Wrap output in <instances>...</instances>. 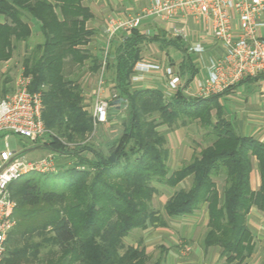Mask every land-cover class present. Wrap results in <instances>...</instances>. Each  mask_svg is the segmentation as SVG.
<instances>
[{"label": "trees", "instance_id": "16d2710c", "mask_svg": "<svg viewBox=\"0 0 264 264\" xmlns=\"http://www.w3.org/2000/svg\"><path fill=\"white\" fill-rule=\"evenodd\" d=\"M86 1L0 0V63L11 60L17 44H27L32 34L28 23L34 20L43 41L27 46L22 66L31 77L30 90L42 93V120L55 134L43 147L75 157L77 164L55 174H29L9 185L16 226L8 234L12 248L6 249L4 264L32 263L42 252L44 264H161V257L150 263L142 242L126 246L125 239L133 230L165 228L168 219L189 216L203 205V247L219 248L226 263H242L255 249L248 214L252 207L264 210V144L240 136L225 117L219 99L232 86L206 98L181 90L166 97L159 90L131 88L145 42L131 31L118 45L114 61L106 62L118 93L110 105L124 100L128 113L120 136L104 152L88 140L91 114L80 85L64 73L66 63L81 67L88 61L92 74L101 65L99 56L83 49L93 35L86 27L92 18ZM167 45L187 57V85L194 76L188 49L176 41ZM2 74L0 98L12 91L7 73ZM191 123L203 131L207 145L171 171L166 133ZM254 160L260 179L255 192L250 187ZM189 179L187 188L177 189ZM160 187L174 189L162 212L152 206Z\"/></svg>", "mask_w": 264, "mask_h": 264}, {"label": "crops", "instance_id": "0c3cea01", "mask_svg": "<svg viewBox=\"0 0 264 264\" xmlns=\"http://www.w3.org/2000/svg\"><path fill=\"white\" fill-rule=\"evenodd\" d=\"M152 1L153 0H87L86 5L92 14V18L86 22V27L93 31V35L88 39L83 49L93 57L103 56L108 57V60L111 62L114 61V57H116V49L122 40L116 36L106 48V31L109 22L112 19H126L128 17L137 16L147 9ZM2 22H4V18L0 16V23ZM28 24L32 31L31 37L36 35L42 41L43 38L39 32L38 24L34 20L29 21ZM135 30L145 41L141 46L140 60L149 62L152 65V70L149 73L144 74L141 82L133 83L130 81L131 88L155 89L161 91L164 95H166V93H171V96L178 90H181L187 96L200 98L218 95L223 92L210 90L202 93L198 89L199 84H205L208 77V68L213 63H216L223 58L221 57L224 51L223 47L220 42L213 38L211 23L208 20L196 21L195 19L183 16L171 18L149 16L142 19ZM259 35L264 38V28L259 30ZM173 41H176L183 49L195 46H200L203 49V52L199 55L189 53V60L192 64V69H194V76L187 85L186 81L189 67H187V69L184 67V65L188 66L186 60L187 57H185L183 52L179 49L174 48L172 45H167ZM148 47H152V53L147 51ZM101 51L103 52L101 53ZM167 68H170L173 73L180 78L181 84L176 91H170L168 88V77L165 74ZM108 72L111 73L110 70H104V74ZM113 78L114 75L111 73L109 82L106 78L104 80L103 98L109 101V103H112L113 100L111 99V95L109 97L108 92H106V83L109 85L111 84L110 87L114 88ZM95 82L97 85L98 80ZM83 88L84 95L90 98V101H88V105L85 106V108L88 112H91L96 86L93 91L88 90L85 86ZM115 92L117 91L115 90ZM123 101L124 100H119L118 103L110 105L109 109L113 107L115 108ZM219 101L224 108L225 117L234 123L236 131L240 136L252 137L258 142L264 144V74L247 77L232 85L231 89L222 95ZM115 110L120 112L119 109ZM112 117L113 116L110 113V120ZM118 117L123 120L120 115ZM126 117L124 119H126ZM121 119H118V121ZM118 123L121 126L123 124L121 121ZM104 125L98 126L94 134L90 137V140H95V144L97 139L95 136L98 135V130H106ZM124 126L125 124L122 126V130L124 129ZM105 144V139L102 137V146L105 147ZM96 145H98V143ZM192 155L193 150L191 149L185 151L184 157H178L176 155L174 160L178 159V162L180 161V163L186 160L189 161ZM69 157L76 161L75 157ZM87 157H91V155L87 154ZM69 161L70 160H66V162H62L61 164L63 165ZM180 163H177L172 171L179 170L182 167V164ZM259 185L260 179L257 172L256 161L254 160L253 169L250 175L251 190L254 192L257 191ZM163 188L165 191L170 190L168 187ZM177 189H180V185L177 186ZM171 190L173 193L174 189ZM161 195H163L162 191H160V196ZM165 202L161 204V207L159 208L160 212H162ZM199 211H201L200 215L203 214V221L205 224V230L200 242H198V237H196L197 233L195 232L199 222L197 217ZM206 222L207 212L205 205H203L199 210L189 216L168 219V226L165 228L149 227L145 230H139L138 233H135L136 240L131 242L127 241L125 244L126 246H136L138 242H142L149 257L151 254H157V251L159 252L157 254L158 257L154 262L161 257V264H264V225H262L264 224V210L252 207L248 214L247 224L254 236L255 249L253 254L242 263H226L224 258L221 257L219 248L203 247V238L207 232ZM170 233L180 237L179 240L184 244L189 245V247L185 250H180L178 248H171L170 245H166L161 236L170 237ZM173 237H170L172 241L175 239ZM129 238L132 237L129 235L125 240H128ZM162 249L165 250L163 254Z\"/></svg>", "mask_w": 264, "mask_h": 264}, {"label": "built area", "instance_id": "2783aa9c", "mask_svg": "<svg viewBox=\"0 0 264 264\" xmlns=\"http://www.w3.org/2000/svg\"><path fill=\"white\" fill-rule=\"evenodd\" d=\"M149 16H183L211 23L213 38L223 47V58L208 68L205 84L198 85L200 92H222L247 77L264 74V38L259 35V30L264 28V0H153L139 15L109 22L106 48L118 34H122L123 40L139 26L142 19ZM188 52L199 55L203 49L200 46L189 47ZM103 70L90 112L93 126L91 136L98 126L108 121L110 103L103 98ZM151 70L149 62L139 60L134 66L131 82H141L144 74ZM165 74L169 90L176 91L181 84L180 78L170 68L165 70ZM30 86L31 77L25 76L22 70L15 79L14 91L0 98V135L11 133L32 142L42 141L44 145L55 134L46 129L42 120L41 91H31ZM165 96L170 97L171 93ZM111 99L116 100L117 95L113 94ZM7 138V135L4 136L5 149L0 150V264H4L8 234L16 226V203L9 192V185L25 175L55 174L58 169L53 154L37 161H28L22 152L9 150ZM60 141L65 144L62 139Z\"/></svg>", "mask_w": 264, "mask_h": 264}, {"label": "rangeland", "instance_id": "374dc122", "mask_svg": "<svg viewBox=\"0 0 264 264\" xmlns=\"http://www.w3.org/2000/svg\"><path fill=\"white\" fill-rule=\"evenodd\" d=\"M117 36L119 38H121L122 34L120 33ZM40 41H41V39L38 38L36 35H34L28 39L27 44H25V43L17 44L16 45L17 48L14 51V57H12L11 60L0 63V83H1V81H3V78H4V75L2 73H7L6 75L10 79V86H11V90H12L11 93L14 91L15 79L23 70L22 59H23L24 54L27 50V46L29 48H32L36 44L41 43L43 41V39L41 42ZM151 48H149V47L147 48V51L149 53H152ZM102 52L103 51H101V53ZM98 58L101 61V65H100V68H99L97 73H94V74L91 73L92 72L91 71V65L87 61L81 67L72 65L70 63H66V65L64 66L65 76L67 78L75 81L77 84H79L81 89H82V92L84 91V88H83L84 86L88 90L93 91L95 89V86H96L95 81H97L99 79L101 71L103 69L104 70L106 69V62L108 60V57L102 56V57H98ZM103 61H105V64H104L105 66H103ZM104 76L107 79V81L109 82L110 77H111V73L108 72V73L104 74L103 75V81L105 80ZM106 84H107L106 85V92H108V96L110 97V95L112 96L113 94L117 95V92H115L114 88L110 87L111 84L110 85L108 83H106ZM83 95H84V93H83ZM117 98H118V95H117ZM88 101H90V98L84 95V105L85 106L88 105ZM115 109H119L120 112L116 111ZM109 112L111 113V115L113 117L110 120V118H109L110 113H108L109 114L108 121H107L106 125H104L106 130H103V131L98 130V132H97L98 135L95 136L97 138V139L95 138L96 144L98 143V147L101 148L104 152L107 151V148L120 136V134L122 132V126L125 124L124 122H126V119H127V117H126L127 113H128L127 103L125 101H123L122 103L120 102V104L118 106H116L115 108L113 107V108L109 109ZM117 112H118V114H117ZM119 115L123 118V120L120 117H118ZM125 117H126V119H124ZM118 119H121L119 121L123 122L122 126L119 125ZM161 130L166 132L167 128L164 127V128H161ZM99 134H100V137H99ZM6 135L8 136L7 144H8L9 150L22 152L23 155L25 156V159L28 161H37L39 159L47 157L49 154H53V156H55V164L58 168L57 173H58V171H60L59 167L61 168V170H63L67 167L77 165L76 161L73 158H71L69 156H64V155L61 156L60 154L52 153L49 150H47L45 147H43L42 141L32 142L29 139L19 137L17 135L11 134V133H2L0 135V150L5 149L4 136H6ZM166 136H167V141H168V149L170 151L168 165H169L171 171L173 170L174 166L177 163H180V161L178 162V159L174 160L175 159L174 157L176 155L178 157L179 156L184 157L185 151H189L191 149L193 150V155H194V154L198 153V151L202 147L207 145V142H205L203 140V131L195 123H191L187 127H184V128H178L176 130L167 131ZM102 137H104L105 142H106L105 147L102 146ZM88 140H90V138ZM68 145H69L68 147H72L70 144H68ZM193 155H192V157H193ZM191 158H190V160H191ZM66 160L67 161L70 160V161H74V162L69 161V162L62 165L61 163L66 162ZM189 161L188 160L182 161L180 164L183 165ZM38 174H40V173H38ZM54 178H56V175H52V179H54ZM216 183L219 187V190H221L223 187L222 178L216 179ZM190 184H191V181L189 179V180L185 181L184 183L180 184V188H187ZM163 189H164L163 187H160V191L163 192V195H161V196L159 195V197H156L152 203L153 208L155 210H158V211H160L159 208L161 207V204H163V202H165V200L168 198V196L172 193L171 189L166 190V191ZM167 191H169V192H167ZM200 212L201 211L198 212L197 217H198L199 222H198L196 230H195V232L197 233L196 237H198V242H200V239H201L203 232L205 230V224L203 221V214L200 215ZM262 225H264V224H262ZM138 232H139V230H133L130 233V236L132 238L125 240V243H127V241L131 242L133 240H136L135 239L136 238L135 233H138ZM170 235H171L170 237L174 236L173 238H175V239L173 241L168 236H161L166 245H170L171 248H178L180 250H185L186 248L189 247V245H186L181 240H179L180 237H178L172 233H170ZM12 238H13L12 234L9 238L7 237V240L5 243L6 249L12 248L10 245V239L12 240ZM158 253L159 252L157 251V254ZM157 254H151L150 263H153L154 260L158 257ZM39 256H40V258L38 260H36L35 262H32V263H28V264H39V263L44 264L43 261H41L42 256H44V252H42ZM19 264H24V263H19Z\"/></svg>", "mask_w": 264, "mask_h": 264}]
</instances>
